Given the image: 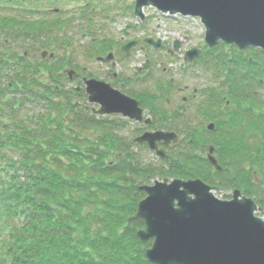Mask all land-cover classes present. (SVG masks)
Here are the masks:
<instances>
[{"label":"trees","instance_id":"1","mask_svg":"<svg viewBox=\"0 0 264 264\" xmlns=\"http://www.w3.org/2000/svg\"><path fill=\"white\" fill-rule=\"evenodd\" d=\"M58 1L65 0L47 3ZM42 4L0 0V264H150L144 256L150 242L136 237L142 222L130 218L144 196L138 187L149 179L198 178L238 188L264 210V104L255 90H264V52L220 43L224 54L214 57L210 50L203 54L205 71L212 70L215 77L222 72L203 92L228 100L227 107L215 106L217 112L196 107L198 117L214 124L208 133L225 139L222 145L228 156L219 162L221 171L195 151L204 144L203 126L187 128L184 139L161 164H143L112 133L127 128L126 121L98 118L75 104L74 99H85L82 89L75 88L78 85L65 86L64 69L72 67L73 53L63 48L62 27L85 19L79 27L94 41L83 46V54L92 53L94 58L112 50L111 40L96 39L89 27L88 11L95 13L94 6L85 2L77 14L72 12L65 20L53 14L50 20L38 16ZM125 8L121 14L131 13L130 4ZM8 43L40 53H53L51 49L58 47L64 55L30 60L25 51H16L18 47L7 48ZM218 62L229 66L218 69ZM26 105L32 108L30 113ZM144 106L152 109L150 126L168 120L152 103ZM81 129L92 136L80 137ZM250 137L251 145L246 141ZM245 160L259 180L246 174Z\"/></svg>","mask_w":264,"mask_h":264},{"label":"water","instance_id":"2","mask_svg":"<svg viewBox=\"0 0 264 264\" xmlns=\"http://www.w3.org/2000/svg\"><path fill=\"white\" fill-rule=\"evenodd\" d=\"M145 7L170 15L197 17L208 47L221 41L238 49L252 47L264 52V0H134V15L143 19ZM147 42L160 46L159 41ZM134 44L129 42L122 50L128 54ZM196 54L192 49L186 53V59L189 61ZM109 60L111 54L98 58ZM84 84L88 102L99 106L93 112L119 113L131 120H141L136 101L103 81L89 79ZM176 138L174 133L156 131L145 132L135 141L147 143L163 158L164 152L157 149L156 141L162 140L167 145ZM211 150L210 147L207 159L218 170ZM139 188L145 196L138 201L130 218L143 224L136 237L143 243L151 240L144 252L150 264H264V219L255 215L262 210L252 198L234 190L231 199H219L213 194L218 188L199 179L163 178Z\"/></svg>","mask_w":264,"mask_h":264},{"label":"rangeland","instance_id":"3","mask_svg":"<svg viewBox=\"0 0 264 264\" xmlns=\"http://www.w3.org/2000/svg\"><path fill=\"white\" fill-rule=\"evenodd\" d=\"M70 0H65V1H59L58 4L56 5H48L47 1H45V5L44 7H46L44 9V11L46 13H41L39 12L38 16L40 18L45 17L47 15L48 19L52 20L54 18L53 14H58L62 19L65 20V18H69L70 14L73 12L74 14L76 11H80L82 8H77V5H81L82 4V0H76L75 1H70ZM80 1V3H78ZM84 1H88V0H84ZM114 2H116V0H92L90 2V6L93 5L95 8V13L92 11H88L90 14L89 16L91 18H89L90 24L89 27L94 31V37L96 39H105V40H111V42L113 43V47L116 50V46H120L122 41H125L126 38L121 37V33L119 32L120 28L125 27V25L130 24L133 26V28H135V26H137L138 24H140L139 19L134 17L132 13H130L129 11H127L126 14L128 15H123L121 13H123L125 10H127L125 8V5L130 4L132 0H117V2L115 4H113ZM109 8L112 7V9H104V8ZM122 7V8H120ZM0 8L1 5H0ZM54 9H58L57 12L54 11ZM78 9V10H76ZM80 9V10H79ZM7 12V11H6ZM4 13V12H3ZM130 13V14H129ZM144 14H145V20L143 21V25H144V30L146 34H150L151 36H155L157 38H161V39H167V40H171L173 37H176L178 35L180 36H189V43L187 46H193V45H198V44H203V29L199 26V24H197L196 22H194V20L192 19H186L185 18H176L175 20L171 19L170 17L167 16H163L160 13H158L157 11H155L153 8H144ZM37 16V15H35ZM58 17V16H55ZM36 19V18H33ZM61 19V20H62ZM74 18L71 17V20H73ZM115 19V20H114ZM85 19L83 20H73L71 23H69L68 25L62 27V31L65 32L66 35V39L65 42L63 43V48L66 47V51L72 52L73 55L71 56V60H70V64L72 67H66V69H72L75 71V74H73L72 79L69 81H67L65 83L66 88H70V87H74L75 85H78L79 89H83L84 86L83 84H81V77H88L87 75H91L94 78L97 79H102L103 77V71H104V65L96 63L94 61V58L92 57V53L87 56L85 54H83L82 49L83 46L88 45L90 38L89 36H86L85 33H83V30H81V28L79 27L80 24H84ZM131 35V34H130ZM95 39V40H96ZM92 40V39H91ZM91 42V41H90ZM92 43V42H91ZM124 43V42H123ZM92 46V45H91ZM15 47H18L17 50ZM218 48H213L214 49V53H213V49H211L210 51L212 52V54L214 55V57H218L219 56V52L223 53L224 48L217 46ZM7 48H15L16 51L19 52H23L25 51L26 55L28 56L27 58H29L30 60H37L40 58V50L34 51V49H29V50H24L22 47H20L19 45L17 46L16 44H11L8 43ZM119 48V47H118ZM53 51V56H60L61 54L64 55V52L62 50V48H52L51 49ZM136 58H133V60L135 59L136 62H131L129 59H126L122 62V66L123 69L125 68V65L128 66L129 65V69L128 68L126 70L129 71H133L134 66L138 65V62L142 61V58L145 54V52H148L149 56L152 58H157L158 55L160 53H158L157 51L152 49H147L145 50V52L142 50L140 51H134ZM224 54V53H223ZM61 55V56H62ZM245 55V54H243ZM120 56V52H118L117 49V53H115V57L114 60L116 62H119L120 60L118 59ZM90 57V58H88ZM205 57L202 56V60L205 61ZM227 59V58H226ZM260 61H263L261 58H259ZM138 61V62H137ZM162 61L159 60L158 63ZM155 64V63H151L152 65L150 66L151 70H157L158 71V80L160 82H166L169 78H172L173 81L175 82H180V87L182 88L183 84L188 85L187 86V90L181 94L177 91H175V93L173 94V96H170L169 99V107L167 109L165 104H160L161 108L164 109V111L166 112L167 117L170 116L172 113H174L172 110L173 107L178 106L180 103V97L181 96H186V98L189 99V97L187 96L189 93H191V90L193 88H199V87H203V86H210L211 84H216L217 80L221 78L222 72H219L217 77H215V75H212L210 71H205L203 70H199V67H194V68H190V70L187 71H183L181 74L180 73H176L172 70V73L170 74H162L161 73V67H165L167 65L164 64ZM216 63L213 62L212 65ZM227 65V63H226ZM223 65V63L218 62L217 63V67L218 69H224L228 66ZM159 66V67H157ZM132 67V68H130ZM216 65L214 66V70L217 69ZM143 70V69H142ZM196 76H194V75ZM145 79V77L143 78ZM216 81V82H214ZM79 82V83H78ZM214 82V83H213ZM2 82H0L1 84ZM149 84V82H148ZM177 84V83H176ZM178 85V84H177ZM257 91H259V95H258V99L261 100L262 104H264V90H260V88L256 87ZM264 87H262L261 89H263ZM84 91V89H83ZM166 96V94L164 95ZM169 96V95H168ZM74 101H76L77 103L80 104V107L83 106H88L89 108H96L97 105H92V104H88L86 101V98H76L74 99ZM189 102V103H188ZM185 104H182L183 106L181 107L182 111L180 112L179 116L184 117V113L186 112L187 115H185L186 117L188 116V119L183 123L180 120H176L175 122L177 124H188L189 128H196V127H201L202 125L205 124H209L211 122H208L206 119L203 118V115L198 117L194 114V107L193 104L196 102V100H194V102H190L188 101ZM190 104V107L188 109L187 105ZM219 104H223V103H219ZM217 104V105H219ZM215 105V106H217ZM29 106V107H28ZM26 109H29L26 112L31 111L32 108H30V105H26L25 106ZM98 107V106H97ZM8 110V113L10 114V110L12 108L11 104L6 105L5 107ZM87 108V111H90V109ZM218 111V108H215ZM216 111V112H217ZM176 114V113H175ZM177 115V114H176ZM114 117H110V116H102L101 118H110V119H116L118 120L119 116H115L112 115ZM194 116V117H193ZM117 117V118H116ZM17 118H20V116L18 115ZM121 118V117H120ZM175 118V116H174ZM4 119V118H3ZM150 119V118H149ZM123 120V119H122ZM126 120V119H124ZM169 120V118H168ZM167 120V121H168ZM243 119H241L242 121ZM127 120L126 123V127L124 130H115L112 131V133H116L118 135V138L123 139L122 141H124L126 144L129 145V149L131 151V153L134 155V158L139 161L140 163L143 164H161V160L152 152L150 151L146 145H139L133 142V139L136 136H139L143 131H138L139 128H141L143 125V123H136V122H132ZM180 121V122H179ZM167 126H168V122H166ZM244 124H248L247 120H244ZM167 126H162V129H168V130H162L161 131H172L170 129V127L168 128ZM187 127V126H186ZM188 128V127H187ZM149 130V129H148ZM179 129H177L178 131ZM214 130V129H213ZM212 130V131H213ZM203 131V130H202ZM211 131V132H212ZM81 134L82 136L80 137H85L87 136H92V133L90 131L81 129ZM186 132V131H185ZM180 133V132H179ZM176 133L178 135V139L181 141V139H184L183 135L184 132H182L181 134ZM214 135V134H213ZM210 133H206L204 132L202 135V141L204 142L203 147H204V152L203 153H207V147L209 148L210 144L212 146H216V145H222V143L224 142V138L220 137H216L213 136ZM247 142L250 143V145L253 143V141L250 139H246ZM202 145H199L200 148L196 149L195 151L199 154H202ZM224 146V145H222ZM217 147V146H216ZM181 148V147H180ZM228 148V147H227ZM226 149V148H225ZM220 162V161H219ZM243 165L246 166V169L249 172H246V174L248 173V175L250 176V178L252 179V181H257L259 180V176L249 167L250 166V162L249 160H245L243 162ZM235 169L237 167H239V165L236 164L234 166ZM233 169V168H231ZM156 179V178H154ZM198 179V178H197ZM152 180L153 179H149L147 184H152ZM203 182V181H202ZM208 184V183H206ZM209 186H217L219 188V186L217 183L215 185H210ZM224 190H216L213 192V194L220 199H229L230 198V194H231V189H238V188H233V187H223ZM240 191L241 194L245 195L240 189H238ZM249 197V196H248ZM252 198V197H251ZM255 215L257 216H261L262 219H264V214L260 213V212H255Z\"/></svg>","mask_w":264,"mask_h":264},{"label":"flooded vegetation","instance_id":"4","mask_svg":"<svg viewBox=\"0 0 264 264\" xmlns=\"http://www.w3.org/2000/svg\"><path fill=\"white\" fill-rule=\"evenodd\" d=\"M143 21H139L140 24L135 26V28H133L132 25L127 24L125 26V28L122 30L121 37H122V39L126 38V40L122 41L120 46H116V50L113 48V60L115 57V53H117V49H118V52H120V56L118 59L120 61L116 62L114 60L113 62H110L109 64L106 63L104 65L103 78H102L104 81L109 83V85L113 89L118 90L121 94L125 95L129 99L136 101L137 107L143 113V117H146V118L149 117L150 118L148 122H145V118H143L141 120V122H136V123H143L142 124L143 126L141 128H139L138 131H140V132L143 131L142 133H144L146 131H158V130L162 129L161 127L163 125L167 126L166 122H168V126L170 127L172 132H175V133L180 132L179 134H181L182 132H185L187 127L189 128V125L188 124L182 125L181 122L184 123L188 119V116L187 117L185 116V115H187L186 112H183L184 117L179 116V114L182 111V109H181V107L183 106L182 104H185L188 101L194 102V100H196V102L193 104L195 115L197 113L196 112L197 106H199V107L203 106L204 109H210L212 111H216L215 105L221 103L222 100H224L223 104L225 105V107H227L226 105L228 104V100H226L224 96H215L213 98V97H211L212 95H210L206 92L204 93L202 91V86H201L200 88H193L191 90V93H189L187 95L189 97V99L186 98V96L180 97V103L178 106H175L172 108L173 109L172 111L174 113H172L170 116H168V118H169L168 121H166V122H160V121L155 122L154 121L155 122L154 126L153 127L150 126L151 121H152L151 120L152 119V116H151L152 109L150 110L148 107L144 106L145 103H148V104L152 103L154 108H157L161 111H164V109L161 108L160 104H162V103L165 104V106H166L165 109H167L170 105L168 103L170 96L171 95L173 96L175 91L183 94L187 90V86H188L186 84H183L182 88H181L180 82H175V81H173L172 78H169L166 82H160L157 79L158 78L157 77L158 71L157 70H151L150 66L153 63L157 64L159 60H162L159 63L167 65V66L161 67V73L162 74L166 73L167 75L172 73V70L176 73L181 74L183 72V70L184 71L190 70V68L192 69V68L197 67V66L202 67V45L198 44V45H193V46H190V45L187 46L189 43V36H186V35L185 36L178 35L176 37H173L171 40H167V39L163 40L161 38L151 36L150 34H146L145 30L143 29V26H144ZM148 39L151 40L152 42L159 41L161 46L154 47L153 45H150L147 42ZM132 41L135 42V45L129 49V55L126 56L127 57L126 58L123 55L124 52L122 51V46L125 43L132 42ZM175 41L177 42V48L176 49H174V42ZM191 48H196L198 50V55L195 58H193L190 62H187L185 60L186 53ZM147 49H152V51L155 50L160 54L155 59L153 57L151 58L149 56L148 52H145V50H147ZM140 50L141 51L143 50L145 52V54L142 58V61L141 62L137 61L138 65L134 66L133 71L131 70V71L127 72L128 70H130L128 68L130 64H128V66L125 65V68L123 69L122 62L126 59H129L131 62L135 63L136 60L135 59L133 60V58H136L134 51H140ZM121 53H123V54H121ZM130 66H132V65H130ZM157 67H159V66H157ZM127 68H128V70H126ZM130 68H132V67H130ZM144 77H145V79H143ZM148 82H149V84H148ZM165 94H166V96H164ZM151 96L153 98H150ZM187 107L189 109L190 104H188ZM164 112L166 113L167 111H164ZM115 116H121V115H115ZM174 116H175V118H174ZM196 116H198V115H196ZM112 117H114V116H112ZM166 117H167V115H166ZM181 117H182V119H181ZM178 119L179 120L181 119L180 120L181 122L179 121L180 124H177L175 122ZM156 120H158V119H156ZM123 121H126V120H123ZM133 122H135V121H133ZM126 123H127V121H126ZM207 125L208 124L202 125L203 128H205L206 133L208 131H212L214 129V124H213V127L211 129H208ZM196 128H194V129H196ZM177 129H179V130L177 131ZM189 129H191V128H189ZM162 130H168V129H162ZM203 133L204 132H202V135H203ZM134 139H133V142L136 143ZM157 145L159 148H164L167 151L169 150V147H170V146L164 147L162 141L158 142ZM210 147L211 146H209V148ZM209 148L207 147V153H203L204 147L202 146V150H203L202 151V160L206 159V161H208L207 155H208ZM211 153L215 157L218 164H219L220 160L222 161L224 156L225 157L228 156L227 152L225 151V148H223L222 145L218 146L217 148L212 146ZM217 171H221V167ZM218 189H219V191L220 190L226 191L223 189V186H219ZM234 190L235 189H231L230 198H231L232 192Z\"/></svg>","mask_w":264,"mask_h":264}]
</instances>
